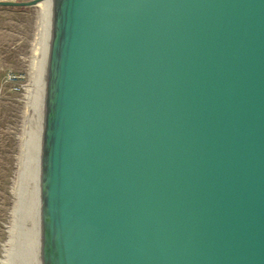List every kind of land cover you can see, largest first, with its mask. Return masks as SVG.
<instances>
[{"label": "water", "instance_id": "95a60500", "mask_svg": "<svg viewBox=\"0 0 264 264\" xmlns=\"http://www.w3.org/2000/svg\"><path fill=\"white\" fill-rule=\"evenodd\" d=\"M12 264H264V0H47Z\"/></svg>", "mask_w": 264, "mask_h": 264}, {"label": "rangeland", "instance_id": "374dc122", "mask_svg": "<svg viewBox=\"0 0 264 264\" xmlns=\"http://www.w3.org/2000/svg\"><path fill=\"white\" fill-rule=\"evenodd\" d=\"M40 15L38 7L0 8V264H12V230L40 56Z\"/></svg>", "mask_w": 264, "mask_h": 264}, {"label": "bare ground", "instance_id": "6f19581e", "mask_svg": "<svg viewBox=\"0 0 264 264\" xmlns=\"http://www.w3.org/2000/svg\"><path fill=\"white\" fill-rule=\"evenodd\" d=\"M46 7H47V0L46 1H44V2H42V3H40V5L38 6V8H40V12H41V18H42V30L40 31V40H39V48L37 49V51L39 52V54H40V49H41V42H42V35H43V28H44V21H45V14H46ZM40 27V26H39ZM38 45V44H37ZM37 51H36V53H37ZM38 63H39V60H38ZM37 70H38V64H37ZM36 84V83H35ZM34 96V95H33ZM24 147V146H23ZM26 147H27V144H26ZM24 167V166H23ZM22 172V171H21ZM22 175H23V172H22ZM20 180V182H19V189H18V201H19V194H20V188H21V181H22V176H21V179H19ZM17 207H18V204H17ZM17 207H16V213H15V217H16V215H17ZM15 225H16V218H15ZM12 234H13V241L12 242H14V235H15V226H14V229L12 230ZM12 245V244H11ZM13 248V247H12ZM8 253V252H7ZM13 253V252H12ZM9 256H11L10 254H9ZM9 256H7V257H9ZM12 259V258H11ZM9 262V261H8Z\"/></svg>", "mask_w": 264, "mask_h": 264}]
</instances>
